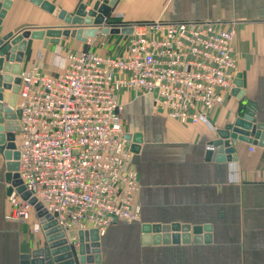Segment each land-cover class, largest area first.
I'll return each mask as SVG.
<instances>
[{
    "label": "crops",
    "instance_id": "obj_1",
    "mask_svg": "<svg viewBox=\"0 0 264 264\" xmlns=\"http://www.w3.org/2000/svg\"><path fill=\"white\" fill-rule=\"evenodd\" d=\"M43 1L73 13L79 4L88 9L96 0ZM158 19L234 22V80L240 75L244 94L239 100L230 95L231 89L224 104L210 112L209 124L186 125L155 112L151 95L118 93L124 104V134L141 135L131 158L138 173L141 209L138 221L115 222L99 236V264H264V149L253 146L251 152L249 145L238 143L235 161L220 164L205 157L214 130L241 115L247 102L256 107L254 121L264 124V0H117L107 23ZM62 25L28 0H12L1 35ZM119 40L120 36L100 34L85 43L61 38L57 46L45 49L41 41L28 40L20 67L34 64L52 75L58 69L57 54L82 49L102 52L99 48L113 49ZM126 145L130 150L133 143ZM4 171L0 154V264H20L22 254L45 246L47 234L43 230L32 234L29 224L5 219L11 205ZM173 223L209 227L210 232L202 231L200 237L209 234L210 241L143 242V227Z\"/></svg>",
    "mask_w": 264,
    "mask_h": 264
},
{
    "label": "built area",
    "instance_id": "obj_2",
    "mask_svg": "<svg viewBox=\"0 0 264 264\" xmlns=\"http://www.w3.org/2000/svg\"><path fill=\"white\" fill-rule=\"evenodd\" d=\"M115 26L132 28L115 43L117 55L82 49L57 54L52 75L34 64L18 74L17 173L55 221V232L96 229L100 236L115 222L139 220L140 184L118 93L151 95L155 112L197 125L209 124L210 112L234 87V22L158 19ZM5 185L11 188L5 219L42 232L32 206ZM68 243L76 249V239Z\"/></svg>",
    "mask_w": 264,
    "mask_h": 264
},
{
    "label": "water",
    "instance_id": "obj_3",
    "mask_svg": "<svg viewBox=\"0 0 264 264\" xmlns=\"http://www.w3.org/2000/svg\"><path fill=\"white\" fill-rule=\"evenodd\" d=\"M12 0H0V154L5 160L4 181L15 188L20 198L32 206L35 216L38 219L42 230L47 234L45 246L30 250L21 255L20 264H99V234L96 229L85 231H70L67 234L55 232V221L43 206L25 191L21 184L18 170V152L15 146V134L19 131L20 109L16 106L17 93L20 79L18 74L21 70L20 64L23 61L27 49L28 40L42 42V48L49 45L57 46L61 38L72 39L81 43L94 39L97 35L105 36H129L132 33L131 27H107L105 21L110 16L117 0H96L87 9L86 4H79L73 13L56 8L52 3L43 0H28L42 11L58 19L63 25L46 29H23L17 34L7 32L1 35L2 21L6 12L11 6ZM230 95L241 99L244 92L241 89L242 82L240 75ZM256 107L247 102L244 111L223 128L214 130V138L206 144V160L216 163L235 161L234 148L238 143L255 146L264 149V124L254 121ZM125 140L132 141L130 151L134 154L138 151V144L141 142V135L125 134ZM11 193L8 188L6 194ZM202 231L210 232L209 227H189L178 223L166 225H153L143 227V242L153 244H179L207 243L210 235L201 239ZM152 233V238L149 233ZM193 235L191 238V234ZM74 238L77 247L74 249L68 239Z\"/></svg>",
    "mask_w": 264,
    "mask_h": 264
},
{
    "label": "rangeland",
    "instance_id": "obj_4",
    "mask_svg": "<svg viewBox=\"0 0 264 264\" xmlns=\"http://www.w3.org/2000/svg\"><path fill=\"white\" fill-rule=\"evenodd\" d=\"M113 26H115V24H112V26L111 27H113ZM99 49H102V50H104V51H102V52H106V53H113V55H117L118 54V52L120 51V48L119 47H114L113 49H106L105 47L104 48H99ZM106 49V50H105ZM50 53H54V49H53V51H51ZM54 70V69H53ZM34 215H35V213H34ZM33 215V216H34Z\"/></svg>",
    "mask_w": 264,
    "mask_h": 264
},
{
    "label": "trees",
    "instance_id": "obj_5",
    "mask_svg": "<svg viewBox=\"0 0 264 264\" xmlns=\"http://www.w3.org/2000/svg\"><path fill=\"white\" fill-rule=\"evenodd\" d=\"M109 24H116V25H118V23H113V22H109ZM123 37H121V39H122Z\"/></svg>",
    "mask_w": 264,
    "mask_h": 264
}]
</instances>
